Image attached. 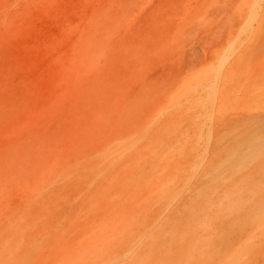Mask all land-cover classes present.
<instances>
[{
  "label": "rangeland",
  "instance_id": "374dc122",
  "mask_svg": "<svg viewBox=\"0 0 264 264\" xmlns=\"http://www.w3.org/2000/svg\"><path fill=\"white\" fill-rule=\"evenodd\" d=\"M254 1L0 0V264H264Z\"/></svg>",
  "mask_w": 264,
  "mask_h": 264
},
{
  "label": "bare ground",
  "instance_id": "6f19581e",
  "mask_svg": "<svg viewBox=\"0 0 264 264\" xmlns=\"http://www.w3.org/2000/svg\"><path fill=\"white\" fill-rule=\"evenodd\" d=\"M253 9L249 12V17L257 16L258 17V27H257V38L259 40L258 44L260 48H264V0H255L253 3ZM253 32V31H252ZM252 34V33H251ZM113 42V41H112ZM24 43V42H23ZM256 50L258 48H252L251 50L244 49L243 56L247 59L251 65H256L261 67L264 60L263 53H258ZM41 55V54H40ZM230 59V58H229ZM230 61V60H229ZM259 77L263 78L262 75ZM264 78L260 81V85H262V89H264ZM243 85H251V80L242 82ZM258 110V116L260 117V138L256 145H253L251 149H255V151L260 152L262 155V159L264 160V99L262 100L260 105L255 106ZM250 128V127H249ZM242 138V137H241Z\"/></svg>",
  "mask_w": 264,
  "mask_h": 264
}]
</instances>
